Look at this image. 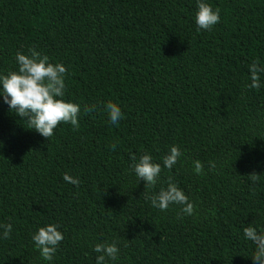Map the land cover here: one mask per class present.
<instances>
[{"label": "trees", "instance_id": "obj_1", "mask_svg": "<svg viewBox=\"0 0 264 264\" xmlns=\"http://www.w3.org/2000/svg\"><path fill=\"white\" fill-rule=\"evenodd\" d=\"M199 2L220 10L210 31L198 0H0V76L34 49L66 67L63 99L80 106L79 128L47 140L0 96V225H12L0 264H96L95 245L113 242L105 264H253L243 229L264 230V73L246 86L253 61L264 66V0ZM145 153L162 166L153 187L132 169ZM169 180L193 215L152 206ZM50 224L64 239L46 261L32 237Z\"/></svg>", "mask_w": 264, "mask_h": 264}, {"label": "clouds", "instance_id": "obj_2", "mask_svg": "<svg viewBox=\"0 0 264 264\" xmlns=\"http://www.w3.org/2000/svg\"><path fill=\"white\" fill-rule=\"evenodd\" d=\"M195 22L199 29L210 31L220 21L219 8L213 10L208 3L199 2ZM18 70L11 71L7 75L0 76V96L3 102L9 106V110L14 111L17 116L24 120L29 128L34 129L42 137L49 140L53 136L54 130L61 123L71 124L74 128H79L78 116L80 106L78 104L67 102L63 99L65 96L66 84L65 76L67 69L62 63L53 64L49 62V57L41 55L34 49H29V54L16 53ZM251 85L246 87L259 88V73H264V66L260 61H253L250 65ZM91 110V109H89ZM110 122L116 125L122 118V112L117 104L109 101L107 105ZM111 149L114 151L115 144ZM182 156L179 146H172L169 154L163 157V167L172 169L178 163ZM132 169L139 178L145 182V187H153L157 184L162 166L154 162L151 155L145 153L136 163V157ZM210 169L216 167L214 162H209ZM194 171L197 175H203V164L197 160L194 161ZM249 178L253 183L259 180L258 174H251ZM63 179L75 186H79L81 181L78 178L64 174ZM153 207L165 211L170 205H181V212L186 215H193L195 206L189 201L186 194L169 180L167 188H161L158 194L150 197ZM4 229L3 238L9 239L12 232V225H0ZM59 225L50 224L38 229L32 239L36 248L40 251L41 257L46 261H51L57 251V248L64 236L60 232ZM245 239L255 244V251L251 257L253 264H264V230L260 232L253 226L243 229ZM100 253L96 257V264H105L106 258L110 260L118 259L119 248L117 243H103L95 245L93 249Z\"/></svg>", "mask_w": 264, "mask_h": 264}]
</instances>
